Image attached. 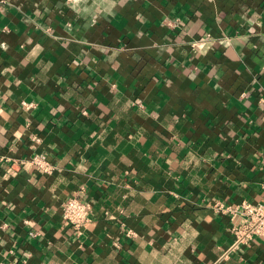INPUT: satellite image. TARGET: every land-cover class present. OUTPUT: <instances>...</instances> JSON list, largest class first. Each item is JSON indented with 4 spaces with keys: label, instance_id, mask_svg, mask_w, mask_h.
Wrapping results in <instances>:
<instances>
[{
    "label": "crops",
    "instance_id": "1",
    "mask_svg": "<svg viewBox=\"0 0 264 264\" xmlns=\"http://www.w3.org/2000/svg\"><path fill=\"white\" fill-rule=\"evenodd\" d=\"M263 154L264 0H0V264H264Z\"/></svg>",
    "mask_w": 264,
    "mask_h": 264
},
{
    "label": "built area",
    "instance_id": "2",
    "mask_svg": "<svg viewBox=\"0 0 264 264\" xmlns=\"http://www.w3.org/2000/svg\"><path fill=\"white\" fill-rule=\"evenodd\" d=\"M29 104L22 102L24 106ZM29 162L44 172H50L53 169V165L48 161L44 153H34ZM262 164L264 165V154L262 155ZM262 188L261 198L256 202L241 201L233 206L222 203L214 205L218 210L227 212L232 218L236 216L241 218V222L232 228L235 235L232 248L246 242L253 235H264V183ZM91 211V203L75 195L68 196L61 202L62 219L75 229L84 225L89 219ZM127 235L130 236L132 233L128 231Z\"/></svg>",
    "mask_w": 264,
    "mask_h": 264
}]
</instances>
